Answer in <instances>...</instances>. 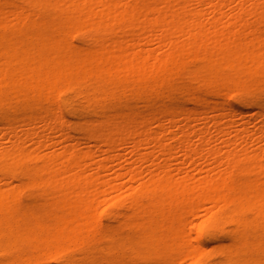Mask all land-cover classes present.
I'll use <instances>...</instances> for the list:
<instances>
[{
    "label": "bare ground",
    "instance_id": "1",
    "mask_svg": "<svg viewBox=\"0 0 264 264\" xmlns=\"http://www.w3.org/2000/svg\"><path fill=\"white\" fill-rule=\"evenodd\" d=\"M0 136V264H264V0H0Z\"/></svg>",
    "mask_w": 264,
    "mask_h": 264
},
{
    "label": "rangeland",
    "instance_id": "2",
    "mask_svg": "<svg viewBox=\"0 0 264 264\" xmlns=\"http://www.w3.org/2000/svg\"><path fill=\"white\" fill-rule=\"evenodd\" d=\"M243 36H246V34H243ZM241 120H243V116L242 115H235V117H234V121L235 122H240ZM256 120V118L254 117V118H252V121H255ZM216 134V133H215ZM1 143H3V140H2V136H0V144ZM189 170H190V168H188ZM190 171H192V170H190ZM199 171H195L194 173L196 174V173H198ZM119 182H126L128 185H131L132 184V182L131 181H129V180H118ZM138 184H140V183H135V186H137ZM203 218H204V216H203V214H200L197 218H196V221H202L203 220ZM210 248H211V246H210ZM181 264H186V263H181Z\"/></svg>",
    "mask_w": 264,
    "mask_h": 264
}]
</instances>
